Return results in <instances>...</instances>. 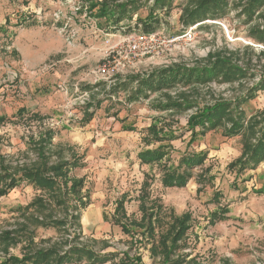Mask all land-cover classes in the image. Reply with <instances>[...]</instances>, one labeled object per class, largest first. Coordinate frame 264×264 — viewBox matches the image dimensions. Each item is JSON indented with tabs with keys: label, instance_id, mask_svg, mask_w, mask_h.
Wrapping results in <instances>:
<instances>
[{
	"label": "rangeland",
	"instance_id": "obj_1",
	"mask_svg": "<svg viewBox=\"0 0 264 264\" xmlns=\"http://www.w3.org/2000/svg\"><path fill=\"white\" fill-rule=\"evenodd\" d=\"M102 1L0 0V116L8 118L0 125V161L10 168L30 162L28 146L45 135L54 154L51 162L78 156L76 166L66 169L69 182H79L76 196L87 202L78 245L97 256L115 255L104 264H164L160 240L167 238L164 248H172L174 226L184 217L187 229L175 242L180 248L173 259L184 257L183 264H264V161L239 176L230 164L240 157V137L226 139L217 128L188 144L187 128L196 108L218 100L233 102L264 82V45L250 39L264 21L255 14L249 23L235 7L237 0H228L227 15L190 27L192 39L186 42L177 38L190 28L183 29L181 10L174 7L160 17L157 35L133 51L135 35L142 34L134 29L135 20L145 18L148 7L131 24L115 27L94 18L96 9L90 15V7ZM222 55L247 77L225 85L160 91L140 104L127 103L122 94L117 100L105 99L108 90L128 78L174 66L201 67ZM179 94L195 109L160 110L164 96L180 102ZM255 96L241 107L247 114L264 109V88ZM148 128L169 137L156 143V133ZM159 146L166 154L162 161L140 163L138 154ZM199 152L206 159L189 171L183 187L163 186L167 172L186 155ZM37 196L22 183L0 197V231L15 232L9 243L13 247L0 246V262L19 254L31 230L38 249L67 238L53 229H35L21 218L16 209ZM222 207L228 212H221Z\"/></svg>",
	"mask_w": 264,
	"mask_h": 264
},
{
	"label": "trees",
	"instance_id": "obj_2",
	"mask_svg": "<svg viewBox=\"0 0 264 264\" xmlns=\"http://www.w3.org/2000/svg\"><path fill=\"white\" fill-rule=\"evenodd\" d=\"M179 1L123 0L112 4L103 0L90 7V15L96 9L92 15L94 18L104 19L118 27L123 22L131 24L136 13L141 8L148 7L146 17H137L134 26L138 33L148 36L156 34L160 30V17L168 16L174 7H179L181 10L179 22L184 30L198 23L221 20L227 15L229 9L228 0H184L183 4ZM235 7L241 8L239 13L244 14L249 23L253 21L255 14L258 15L257 18L264 21V0H237ZM250 39L257 44L264 45V28L259 30L256 26L250 34ZM207 63L201 67L174 66L165 70L152 71L143 77L128 78L108 90L105 99L117 100L118 96L122 94L127 103L140 104L148 101L152 94L160 91L175 92L194 86L225 85L247 77V73L241 70L229 57L215 56ZM93 88L95 87L86 91ZM120 88H122L121 91ZM263 88L264 82L246 89L244 94L234 99L233 102L218 100L207 106L196 108L195 113L187 120V128L190 131L188 144L195 142L197 137H203L208 132L221 128L224 138L240 137L242 140L240 157L230 164V169H236V174L239 176L243 172L256 170L264 161V109L257 113L247 114L241 107L255 99L256 93ZM164 97L166 102L160 106L161 111L195 109L186 101L185 94H179L180 102H173L170 97ZM101 101L98 100L96 105L98 106ZM157 110L160 111L159 108ZM92 118L93 112L87 116V122ZM7 119V117L0 116V125ZM147 132L155 131L148 128ZM168 137L167 135L159 136L156 133L154 139L158 143ZM49 139V136L46 135L39 136L36 142L28 146L29 151L25 154L28 157L27 161H30L28 163L22 162L21 166L10 168V166H6L5 161H0V197L6 196L22 183H26L41 196L35 197L27 206L16 209L21 218H24L26 223H30L35 229H53L67 238H64L62 242H51L50 240L48 246L38 249L32 242V230L28 229L29 233L27 232L26 237L23 238L24 241L22 240L24 245L18 249L19 254L7 256L0 264H79L81 261H85L86 264H104L107 261L112 263L111 260L114 261L115 255L97 256L90 249L78 245L81 238V210L87 207V202H83L84 197L76 196L79 182H69L66 169L76 166L79 157L70 156L65 160L51 162V157L54 154L51 152ZM163 148L159 146L154 150L144 151L138 154V160L144 165L160 162L166 155ZM206 155L204 152H199L183 157L172 171L164 175L163 186L183 187L190 178L189 171L200 167L206 159ZM57 156L59 155L57 154ZM214 198L216 201L218 197ZM221 212L227 213L228 210L222 207ZM187 221L188 217H184L177 226H174L176 233L174 232L171 236L170 241H172L173 247L169 250L164 248L167 238H161L160 246L163 248L161 250L164 254H162L164 264H183L184 257L173 259V252L179 251L180 247L175 245V242H178L185 234ZM153 229L154 227L149 223L146 228L148 233H151V230L154 231ZM14 234L13 230L0 231V246L4 247L13 242ZM155 251L156 249L153 248L152 252Z\"/></svg>",
	"mask_w": 264,
	"mask_h": 264
},
{
	"label": "built area",
	"instance_id": "obj_3",
	"mask_svg": "<svg viewBox=\"0 0 264 264\" xmlns=\"http://www.w3.org/2000/svg\"><path fill=\"white\" fill-rule=\"evenodd\" d=\"M193 28H190L189 30H187L185 33L182 34V36L178 37L177 40H183V41H186V42H189L191 41L192 39V33H191V30ZM157 34H151V35H143V34H137L135 35L134 37V42H135V45L132 47L133 51L137 50V45L138 44H143L146 40H152L154 38V36H156Z\"/></svg>",
	"mask_w": 264,
	"mask_h": 264
}]
</instances>
